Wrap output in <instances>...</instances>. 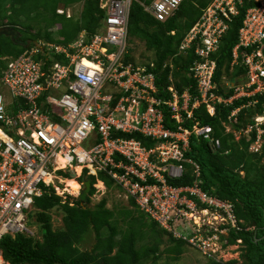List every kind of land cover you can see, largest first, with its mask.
Segmentation results:
<instances>
[{
	"label": "built area",
	"instance_id": "2783aa9c",
	"mask_svg": "<svg viewBox=\"0 0 264 264\" xmlns=\"http://www.w3.org/2000/svg\"><path fill=\"white\" fill-rule=\"evenodd\" d=\"M133 1L100 0L106 20L98 32L92 36L81 33L65 47L49 46L48 51L63 57L47 56L48 66L42 58L36 59L46 51L43 43L18 58L6 59L0 75L7 91L0 93V242L16 235L34 238L33 228L29 227L31 220L35 221L34 200L52 192L62 203L67 196L77 198L82 188L78 178L83 172L94 178L104 173L125 200H132L161 227L157 220L160 217H164L165 225L172 221L203 225L204 220H197L193 213L198 203L208 206L204 210H212L217 226L229 223L236 227L232 206L210 198L200 189L199 167L184 157L191 133L213 142L210 127L194 121L189 132L182 122L183 116L193 120V110L200 106L213 116L217 105L230 106L236 100L247 99L229 114L231 126L237 122L240 110L258 102L252 100L254 97L264 96V0H212L178 47L180 54L193 52L187 75L195 83V95L187 90L179 94L171 83L166 88L168 99L158 96L153 63L125 62ZM182 1L139 4L155 20L165 22ZM241 9L245 11L231 51L230 71L241 67L244 72L239 81L224 86L227 91L217 93L215 57ZM85 60L93 67L85 66ZM167 66L172 68L167 63L163 68ZM228 91L232 93L225 97ZM19 100L22 104L16 107ZM162 104L168 108L170 118L180 124L175 132L165 129ZM226 132L234 138L236 134L253 135L249 150L259 153L264 145V108L245 128L228 127ZM120 133H139L160 143L146 149L135 139L121 138ZM215 145L219 146L218 141ZM172 161L192 166L191 186L168 184V179L179 178L183 171ZM168 165L172 170L167 169ZM60 171L74 173L69 176L78 188L62 187L70 178L60 175ZM92 187L94 196L101 197L106 190L98 180ZM213 240L218 236L214 235ZM188 242L193 243L190 239ZM0 264H9L1 249Z\"/></svg>",
	"mask_w": 264,
	"mask_h": 264
},
{
	"label": "trees",
	"instance_id": "16d2710c",
	"mask_svg": "<svg viewBox=\"0 0 264 264\" xmlns=\"http://www.w3.org/2000/svg\"><path fill=\"white\" fill-rule=\"evenodd\" d=\"M62 2L65 6L82 3L79 18L66 19L65 16L57 15L58 5L54 0H0V29H10L15 33L13 39L9 36H0V75L5 66L3 58H18L37 47L38 40L64 45L72 43L81 30H86L88 34L96 32L103 17V13L98 9V0ZM211 2L212 0H183L174 16L163 23L146 13L137 2L132 3L128 35L130 39L143 42L145 51L152 54V58L147 60L154 66L151 71L155 76L158 96L164 99L170 97L166 91L170 84L169 76L172 77L173 85L179 94L187 90L191 96L195 95V83L187 75L188 67L194 60L193 52L178 55L177 51L186 33ZM244 11L241 9L238 16L230 23L215 57L217 65L213 79L218 85L217 93H222L220 80L223 75H228L229 81L233 83L234 78L244 72L241 67H237L233 73L229 71L231 51L237 42V31L241 26ZM38 13H41L44 21L37 19ZM59 17L64 18L66 22H60ZM30 24H43L45 30L42 32L43 29L39 27L34 33ZM54 25L59 27L58 38H52L47 32ZM19 29L23 30L21 36L17 34L20 32ZM171 32L174 34L172 35ZM48 55L54 56L55 59L62 57L44 52L36 59L42 58L48 66L49 62L45 60ZM128 61L132 60L126 57L125 62ZM168 62L172 63V69L169 66L163 68ZM231 93L232 91H228L225 97ZM256 99L258 102L254 106L240 110L237 122L231 125L233 130L245 128L256 114L261 113L264 108V96H257L252 100ZM20 101L15 102L16 107L22 104ZM246 101L247 99L236 100L230 106L217 105L215 115L212 117L208 116L204 106H200L193 110V120H187L183 116L182 122V125L188 129L195 120L201 125L211 126L212 137L219 142V146L214 147L209 141L190 136L189 151L185 157L199 167L200 189L206 195L232 206L239 230L231 228L228 235L221 237L220 241L224 247L238 245L239 256L238 260L227 264H264V164L261 163L263 154L248 152V147L254 139L253 135L248 140L241 137L235 142L234 135L225 133L223 126V123H228L227 117L231 111ZM160 109L163 112L165 127L175 131L180 124L170 118L171 114L165 105L162 104ZM120 134L122 138L139 140L146 148L155 144V140L145 138L138 133ZM182 165L181 177L167 180L170 186L192 185L194 180L192 167L186 163ZM60 175L68 177L63 172H60ZM98 177L104 181L108 189H112L113 183L105 175L100 173ZM81 178L89 179L91 185L94 184V178L87 177L85 172ZM93 192L94 189L91 188L85 202H81L78 197L67 196L66 202L62 203L61 198L55 196L53 192L35 199L33 217L40 227L41 241L24 235H16L14 238L4 237L0 242L3 258L9 264H140L142 260L152 256L151 260L155 262L157 246L140 251L136 249V240L141 236L139 232L141 227H149L153 235H159L154 229L157 224L135 206L132 200H128L138 212L139 218L136 220L137 218L131 217L130 213H125V219H130V222L127 230L119 233L116 223L112 221L114 213L106 208L104 198L93 207H89ZM54 208L60 209L63 213L62 227L58 230H54L51 225L49 211ZM142 218L147 219L149 224L140 220ZM104 229L108 231L107 236L101 234ZM89 231L94 233V244L91 251H82L78 245L85 240L84 236H87ZM170 239L175 244V254H180L185 242L171 237Z\"/></svg>",
	"mask_w": 264,
	"mask_h": 264
},
{
	"label": "rangeland",
	"instance_id": "374dc122",
	"mask_svg": "<svg viewBox=\"0 0 264 264\" xmlns=\"http://www.w3.org/2000/svg\"><path fill=\"white\" fill-rule=\"evenodd\" d=\"M57 2L58 9L57 11H63L67 13V16L72 17V19L79 18L81 13V8L83 6L82 3H77L73 5L65 6L62 1L64 0H54ZM6 7H8V3L5 4ZM65 10H62V9ZM40 14V15H39ZM39 20L44 21V18L41 17V13H38ZM58 20L62 23H65L66 21L64 18L59 17ZM32 25V32L35 33V31L38 30V28H42V32L45 30L43 24H30ZM59 30V27L54 25L53 27L48 29V33L51 35L52 38H58L57 32ZM18 36H21L23 30L19 29ZM44 42L43 39L38 40V43ZM129 43V40L127 41ZM130 57L132 61H135V63H145L148 62L147 58H152V54L148 53L144 49L143 42L136 40L134 38L130 39L129 48ZM4 59V58H3ZM2 59V60H3ZM229 76L223 75V79L220 80L221 86H223V91H227L225 87L227 88ZM225 86V87H224ZM0 93L6 94L7 91L5 87L0 83ZM231 128V126H230ZM232 130V128H231ZM246 136V135H245ZM252 136V135H250ZM249 136V137H250ZM243 137V136H242ZM248 136L245 137V139L248 140ZM236 138V139H235ZM235 142L241 138L240 134H236L235 136ZM263 143V141L261 142ZM257 149V147H255ZM260 149V148H259ZM251 151L255 152L254 149H251ZM248 149V152L253 154ZM263 154V159H261V163L264 164V149H261L259 153L255 154ZM172 165H168L167 169L172 170ZM71 174V172L69 173ZM68 180L65 181V183H62V187L67 186ZM64 184V185H63ZM76 184H73L71 187L75 186ZM77 186V185H76ZM73 189V188H72ZM100 194L97 196H93L91 198V201L89 203V207H93L95 204H97L100 200V198H104L106 201V208L110 209L114 213V217L112 218V221L116 223L117 230L119 233H123L127 230V226L130 222V219H125V213H130L131 217H134L136 220L139 218V214L136 210L133 209V207L127 202L124 198L121 192H119L117 189H108L105 190L102 197H99ZM195 210L193 211L194 215L196 216V219L199 220V217L204 220V223L200 226H193V222L188 225L186 221L182 222H174L172 221L171 224L165 225L163 224L164 217L157 218L163 225L159 226L158 224L154 229L159 233V235H153L150 230L147 227H141L139 228V232L141 233V236L137 238L136 240V249L142 251L143 249L152 248L154 245L157 246L155 257L157 258L155 262L151 260L152 256L149 258H145L142 260L140 264H211L212 262L216 264H227L231 261L238 260L239 251L237 246H228L224 247L222 246V242L218 239L216 241L213 240V236L216 235V227L217 222H213V213L212 210H204L200 204H195ZM189 211V210H188ZM49 214L51 216V222L52 227L54 230H58L62 227V217L63 213L60 209L54 208L53 210L49 211ZM145 222V224H149V221L147 219H140ZM166 227H165V226ZM29 227L33 228V232L35 234V239L37 241H41V230L39 225L34 221L31 220V223L29 224ZM166 228V229H165ZM90 230V229H89ZM195 232V233H194ZM103 236L108 235L107 230H103L102 233ZM227 234V233H225ZM179 235H181L182 239L192 240L193 243H190L188 241H184L185 244L182 246L181 253L175 254V244L170 239L173 238L175 240H181L178 239ZM158 236V237H156ZM189 236V239H188ZM85 240L78 245V248L82 251H91L92 246L94 244V233L89 231L87 236H84ZM114 253V252H113Z\"/></svg>",
	"mask_w": 264,
	"mask_h": 264
},
{
	"label": "clouds",
	"instance_id": "9594fccd",
	"mask_svg": "<svg viewBox=\"0 0 264 264\" xmlns=\"http://www.w3.org/2000/svg\"><path fill=\"white\" fill-rule=\"evenodd\" d=\"M149 2V1H152V0H144V1H139V0H135V1H133V2H137L138 4L139 3H143V2ZM99 2H100V0H98V9L103 13V17H101V19H100V26H101V22L102 21H105L106 20V11L105 10H103V9H100V4H99ZM132 2V3H133ZM139 6H140V4H139ZM57 10H59L58 8H57ZM57 10H56V13H57ZM62 10H65L64 8L62 9ZM66 12H64L63 14H58L57 13V15H60V16H65V18L66 19H72V17H67L66 16ZM130 14V13H129ZM150 15V14H149ZM174 16V15H173ZM172 16V17H173ZM154 18V17H153ZM170 19V18H169ZM128 21H129V17H128ZM157 21V20H156ZM167 21V20H166ZM165 21V22H166ZM161 23H163V22H161ZM100 26H99V28H97V30H96V32L95 33H93V34H88V32L86 31V30H81L80 32H79V34H78V36L81 34V33H85L86 35H89V36H92V35H94V34H96L97 32H98V30L100 29ZM192 28V27H191ZM190 28V29H191ZM171 33H173L174 34V32H171ZM188 33V32H187ZM186 33V34H187ZM172 34V35H173ZM186 36V35H185ZM184 36V37H185ZM77 39V38H76ZM75 39V40H76ZM75 40H73V41H75ZM129 40V43H130V37H129V35H128V24H127V41ZM43 44H44V50L46 49V53H52L51 51H48L47 49H48V47L49 46H52V45H54V44H51V43H48V42H42ZM129 43H127L128 45V47H127V52H128V54H127V56L126 57H129V58H131L130 57V52H129V50H128V48H129ZM69 44H71V43H69ZM69 44H64V45H54V46H63V47H65V46H67V45H69ZM39 45H41V42L40 43H38V46ZM36 48V47H35ZM233 49V48H232ZM191 51V50H190ZM189 52V51H188ZM177 54L178 55H183V54H180V53H178V51H177ZM187 54V53H186ZM185 54V55H186ZM55 55V54H54ZM217 55V54H216ZM48 56H52V55H48ZM62 56V55H61ZM54 57V56H53ZM63 57V56H62ZM6 59L7 58H4L3 60L4 61H6ZM126 59V58H125ZM216 59V58H215ZM128 62H130L131 64L133 63V64H137V63H135V61H128ZM152 62L151 61H148V62H145V63H140V64H142V65H146L147 64V66L149 65V64H151ZM168 65L170 64L171 66H172V68H173V65H172V63H170V62H168L167 63ZM216 65H217V61H216ZM170 68V67H169ZM171 68V69H172ZM229 68H230V65H229ZM235 70V69H234ZM234 70L233 71H230L231 73H233L234 72ZM216 71V70H215ZM232 77V76H231ZM230 77V78H231ZM169 79H171V81L169 80V82H170V84L169 85H171V83H173V80H172V77L171 76H169ZM223 79V76L221 77V80ZM239 79H240V76L239 77H236V78H234V82L233 83H235V82H237V81H239ZM228 82H230L231 83V81H229V79H228ZM222 90H223V87H222ZM206 111V110H205ZM207 113V112H206ZM215 115V114H214ZM213 115V116H214ZM209 116V115H208ZM210 117H212V116H210ZM228 118V117H227ZM228 120V119H227ZM196 121V120H195ZM196 122H198V121H196ZM199 124H200V122H198ZM193 124H194V121H193ZM183 126V125H182ZM200 126H209V125H201L200 124ZM223 126H224V129H225V133H230V132H226V129L229 127L230 128V123L228 122V123H223ZM184 127V126H183ZM192 127H193V125L191 126V128L190 129H188L187 127H184L186 130H188L189 132H192ZM210 127V129H211V133H210V138L211 139H213V142H210L209 140H207V139H204V137L202 136V137H200V136H198V137H196L193 133H191L189 136H188V145H187V149H186V151L184 152V157H185V154L189 151V138H190V136H194L196 139H203V140H206V141H209L210 142V144H213L214 145V147L216 146L215 145V141H217V140H215L213 137H212V127L211 126H209ZM165 129H167V128H165ZM167 130H169V129H167ZM177 130V129H176ZM175 130V131H176ZM230 130H231V128H230ZM169 131H171V130H169ZM175 131H171V132H175ZM127 134V133H126ZM131 134H133V133H131ZM139 134V133H138ZM121 135V134H120ZM141 135V134H140ZM141 136H143V135H141ZM143 137H145V138H148V139H150V140H155V139H151L150 137H147V136H143ZM122 138V137H121ZM123 139H134V138H123ZM136 140V139H135ZM136 141H138V142H140L139 140H136ZM141 143V142H140ZM160 143V141L159 140H155V144L152 146V147H150V148H146V149H151V148H154L156 145H158ZM218 144H219V142H218ZM251 144V143H250ZM141 145H142V143H141ZM216 147H218V146H216ZM248 149H249V147H248ZM262 149H263V146H262ZM253 154H255V153H253ZM185 159H187L186 157H185ZM188 160H190V159H188ZM172 163H174V164H177V165H179V166H181L182 167V169H183V163H186V162H177V161H172ZM194 163V162H193ZM186 164H188V163H186ZM195 164V163H194ZM190 165V164H189ZM191 166V165H190ZM198 166V165H197ZM192 167V166H191ZM60 172H63V171H60ZM60 172H59V174H60ZM63 173H65V172H63ZM84 173V172H83ZM182 173H183V171H182ZM67 175H68V177H65V178H70V176L69 175H71V176H74V173H71V174H68V173H66ZM100 174V173H99ZM99 174H98V176H99ZM101 174H103V175H105L104 173H101ZM83 175V174H82ZM82 175L78 178V181H80V182H82V188H81V191L83 190V182L84 181H86V179H84V180H82ZM86 175V174H85ZM97 176V178H94V184L96 183V180H98L99 182H102V183H104V181L103 180H101V179H99V177ZM87 177H92V176H87ZM105 177L106 178H108L106 175H105ZM181 177V176H180ZM179 177V178H180ZM194 178V177H193ZM109 179V178H108ZM176 179V178H175ZM69 180H72V178H70ZM87 180H89V179H87ZM110 180V179H109ZM111 182H112V180H110ZM113 183V182H112ZM90 184H91V180H90ZM93 184V185H94ZM104 185H105V183H104ZM105 187H106V185H105ZM189 187V186H188ZM91 188H93L92 187V185H91V187H90V190H91ZM117 189L119 192H121L120 191V189L117 187V186H114V184H113V187H112V189ZM94 189V188H93ZM108 190V188L106 187V191ZM81 191H80V193H81ZM94 192H95V190H94ZM94 192H93V194H92V196L90 197V201H91V198L94 196ZM105 192V191H104ZM80 193H79V196H80ZM122 194V193H121ZM79 196H78V198H79ZM103 196V195H102ZM101 196V197H102ZM208 196V195H207ZM71 197V196H70ZM87 197H88V195H87ZM210 198H213V199H215V200H217V201H219V202H221V203H227V202H223V201H221V200H218L217 198H215V197H211V196H209ZM74 198V197H73ZM124 198V197H123ZM102 198H100V200H101ZM100 200H99V202H100ZM130 200V199H129ZM127 202H128V200H126ZM135 204V203H134ZM227 204H229V203H227ZM231 205V204H230ZM135 206H136V204H135ZM202 206V208H206V207H208L207 205H205V204H203V205H201ZM138 207V206H137ZM233 210V209H232ZM149 217V216H148ZM150 218V217H149ZM150 220H152V221H154L156 224H158L155 220H153V219H151L150 218ZM236 220V219H235ZM159 225V224H158ZM160 226V225H159ZM237 229V230H239V228H238V226H237V222H236V227L234 228V227H231V225L228 223V224H226V223H224V224H219L218 226H216V235L218 236V239L220 240V238L221 237H226L227 235H228V233H229V230L230 229ZM222 230H225V232H223V233H221V232H219V231H222ZM225 233H227V234H225ZM182 236L180 235V237H178V239H181V240H184V241H188L187 240V238L186 239H182L181 238ZM188 238H189V236H188ZM33 239H35V238H33ZM238 243H240V241H238ZM222 246H223V244H222ZM232 246H237L238 247V245H232ZM228 247V246H227Z\"/></svg>",
	"mask_w": 264,
	"mask_h": 264
},
{
	"label": "water",
	"instance_id": "95a60500",
	"mask_svg": "<svg viewBox=\"0 0 264 264\" xmlns=\"http://www.w3.org/2000/svg\"><path fill=\"white\" fill-rule=\"evenodd\" d=\"M0 36H9L11 39L14 38L15 33L12 32L10 29H0ZM90 180H86L83 182V190L80 193L79 200L81 202H85L87 195L90 192Z\"/></svg>",
	"mask_w": 264,
	"mask_h": 264
},
{
	"label": "bare ground",
	"instance_id": "6f19581e",
	"mask_svg": "<svg viewBox=\"0 0 264 264\" xmlns=\"http://www.w3.org/2000/svg\"><path fill=\"white\" fill-rule=\"evenodd\" d=\"M83 63L85 64V66L93 67V65L89 64V63L87 62V60H85ZM77 172H79V169H77ZM66 183H67V187H71L73 184H76V182L73 181V180H68ZM76 185H77V184H76ZM76 185L73 186V187H71V188H73V189H77V188H78V185H77V186H76Z\"/></svg>",
	"mask_w": 264,
	"mask_h": 264
}]
</instances>
